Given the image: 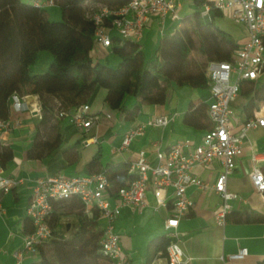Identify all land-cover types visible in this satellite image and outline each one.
Listing matches in <instances>:
<instances>
[{
    "label": "crops",
    "instance_id": "0c3cea01",
    "mask_svg": "<svg viewBox=\"0 0 264 264\" xmlns=\"http://www.w3.org/2000/svg\"><path fill=\"white\" fill-rule=\"evenodd\" d=\"M176 1L177 18L170 15L164 18L152 15L145 25L139 43L147 61L154 57L163 33L172 31L183 17L197 10L198 0ZM24 2L33 3L34 0ZM53 6L47 7L49 16L54 12ZM214 23L230 33L237 43L245 36L242 26L233 24L223 14L217 16ZM108 52L109 47L93 46L92 60L100 61ZM94 55L97 57L94 58ZM119 60V57H116L114 63L118 64ZM250 81L255 86L264 87V70L256 79ZM245 84L244 82L242 86ZM241 89L230 104L234 126H238L250 116L245 112L247 97ZM105 93L104 88L97 86L86 98L89 113L99 117L97 124L88 129L78 127L66 117L54 113L49 120L42 121L41 98L37 94L24 96L28 110L9 111L8 118L11 121L19 119L20 124L14 126L11 131L0 132V142L9 145L13 151L12 159L5 166H0V169L2 175L15 177L19 181L0 196V264H31L38 259V255L25 254L23 261L17 263L13 256V252L22 245L27 219L25 208L35 178L57 173L66 177L88 174L87 162L98 150L101 153V166L119 162L130 164L140 151L154 164L157 147L165 149L171 143L183 139L198 143L208 129L198 128L184 121V114L191 102L209 103L211 97L208 86L194 87L172 82L162 103L142 104L133 119L126 118L118 109H106L103 101ZM134 102L133 95L126 94L122 105L131 108ZM255 108H260V112L264 114V99L255 102L251 114ZM160 115L170 117L169 121L160 126L147 124L148 120ZM139 124L144 125L143 132L132 138L126 147H122L121 140L125 131ZM37 134L46 140L58 136L59 143L48 153L32 158L27 152ZM253 153L264 158V127H256L247 133L243 151L236 158L235 167L228 175L227 188L238 195V198L230 200L229 212H254L264 216V193L255 190L249 177L254 164L251 160ZM257 164L264 171V159ZM219 170L218 159L211 160L207 165H194L192 168L194 174L210 184L216 179ZM186 193L193 201V206L189 213L180 218L177 227L184 259L182 264H257L264 258V219L249 222H235L230 219L225 220L223 225H218L215 222L214 210L221 203L220 196L211 188L200 189L194 185L188 186ZM170 209V190L166 191L165 204H159L149 190L146 193V204L140 210H132L129 206L121 208L115 221V229L128 264H166L165 250L155 249L151 243L158 237L168 236L164 222ZM64 218H72V226L75 228L77 220L74 212L61 215L58 222L64 223ZM30 228L29 224L28 229ZM71 232L67 225L64 235L69 236ZM240 247H246L248 250L244 258L226 261L222 259V256L226 257Z\"/></svg>",
    "mask_w": 264,
    "mask_h": 264
},
{
    "label": "trees",
    "instance_id": "16d2710c",
    "mask_svg": "<svg viewBox=\"0 0 264 264\" xmlns=\"http://www.w3.org/2000/svg\"><path fill=\"white\" fill-rule=\"evenodd\" d=\"M58 5L61 19L51 20L47 7L36 6L22 0H0V119L9 116L12 94L25 96L37 94L41 98L42 121L58 115L61 109L85 103L87 96L101 87L106 90L103 98L106 109H118L126 118L133 119L144 103H162L168 86L189 84L207 87L206 64L211 60H230L238 46L227 31L215 26L221 14L212 8L209 21L197 10L183 17L172 30L163 33L154 57L147 61L139 41L111 36L110 52L119 57L115 67L99 60L93 61V20L91 14L100 6L115 9L128 0H53ZM47 50L52 60L46 71L31 73L30 65L37 52ZM246 83L242 86L243 83ZM240 88L247 97L245 112L251 115L257 100L264 99V87L242 80ZM126 94L133 95L131 108L122 105ZM54 99L50 101V99ZM184 114V121L198 128H210L207 103L191 102ZM58 136L51 140L35 136L28 149L29 157H40L56 147ZM100 151L87 162L88 173L103 172L109 185L108 192L116 195L119 187L134 177L129 164H100ZM13 157L12 148L0 142V166ZM2 193H0L1 196ZM50 219L52 236L39 248L38 259L31 264H111L100 252L102 228L96 209L91 215L83 212V204L76 196L53 201ZM74 212L76 226L69 236L67 227L59 223L63 214ZM249 222L264 219L254 212H229L225 220ZM30 222L25 220V232ZM170 238L166 235L152 241L155 249L165 250ZM49 245V250L44 246ZM257 264H264V258Z\"/></svg>",
    "mask_w": 264,
    "mask_h": 264
},
{
    "label": "built area",
    "instance_id": "2783aa9c",
    "mask_svg": "<svg viewBox=\"0 0 264 264\" xmlns=\"http://www.w3.org/2000/svg\"><path fill=\"white\" fill-rule=\"evenodd\" d=\"M40 7L54 5L53 0H34ZM176 0H128L125 4L110 9L100 6L90 18L93 20V46L109 47L111 36L118 35L139 41L148 19L152 15L164 18L170 15L177 18ZM212 8L220 10L235 24L242 26L245 36L233 51L230 60H211L206 64V76L211 100L207 104V115L211 122L200 142L183 139L171 143L167 148H156V162L150 163L143 151L130 162L129 170L134 174L131 180L119 187L116 195H111L109 182L103 172L78 174L66 177L62 174H48L34 179L29 202L25 208L26 218L31 230L22 235L21 248L13 252L17 263L24 255L37 256L39 248L52 236L50 219L53 214V201L76 196L83 204V212L91 215L98 211L102 228L100 252L111 264H128L127 256L120 246V237L115 229V221L123 206L140 210L146 204V193L151 190L159 204H165L166 191L170 190L171 209L165 218V228L170 238L165 248L166 264H182L183 252L180 247L179 220L189 213L193 201L186 188L194 185L200 189L211 188L220 198V205L214 210L215 222L223 225L229 213L230 200L238 195L227 188L228 175L235 167L236 158L242 153L247 133L256 127H264V114L260 108L234 126L231 102L240 91L242 80H254L264 70V0H201L200 13L209 18ZM10 110H28L24 96L12 94ZM58 116L66 117L78 127L88 129L96 125L98 115L89 113L87 103L76 107L61 109ZM170 117L155 116L147 121L153 126L164 125ZM20 124L19 119L11 121L8 117L0 119V132L11 131ZM143 124L125 131L121 146L126 147L132 138L143 132ZM218 159L220 170L212 184L202 180L192 172L194 165H207ZM257 153L251 155L253 166L249 172L251 183L256 191L264 193V171L257 164L262 160ZM19 180L4 176L0 169V193L8 192ZM246 247L222 256L224 261L244 258Z\"/></svg>",
    "mask_w": 264,
    "mask_h": 264
},
{
    "label": "rangeland",
    "instance_id": "374dc122",
    "mask_svg": "<svg viewBox=\"0 0 264 264\" xmlns=\"http://www.w3.org/2000/svg\"><path fill=\"white\" fill-rule=\"evenodd\" d=\"M53 10H54V12L51 13L50 19L51 20H59V19H61V13H60L59 6L58 5H54L53 6ZM96 57H97V55H94V58H96ZM116 57H118V56L113 54V53H111V52H108L107 55H105L104 58L100 59V62L104 63V64H106V65H108L110 67H115L117 65V63H114ZM51 60H52V56L47 50L38 51L34 62L30 65V71L32 73H42V72L46 71V69L48 68V65L51 62ZM62 220H63L64 223H67V225L69 226V231H73L74 230V228L72 226L73 225L72 218H64ZM44 247L49 250V245L48 244L46 246H44Z\"/></svg>",
    "mask_w": 264,
    "mask_h": 264
},
{
    "label": "water",
    "instance_id": "95a60500",
    "mask_svg": "<svg viewBox=\"0 0 264 264\" xmlns=\"http://www.w3.org/2000/svg\"><path fill=\"white\" fill-rule=\"evenodd\" d=\"M205 21H209V18L207 16H204Z\"/></svg>",
    "mask_w": 264,
    "mask_h": 264
}]
</instances>
